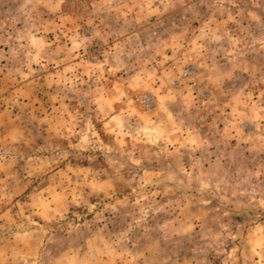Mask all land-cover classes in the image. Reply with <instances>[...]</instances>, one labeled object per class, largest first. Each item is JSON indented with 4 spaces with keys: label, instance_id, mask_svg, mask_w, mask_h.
<instances>
[{
    "label": "rangeland",
    "instance_id": "1",
    "mask_svg": "<svg viewBox=\"0 0 264 264\" xmlns=\"http://www.w3.org/2000/svg\"><path fill=\"white\" fill-rule=\"evenodd\" d=\"M95 2L42 0L34 7L36 0L31 4L28 0H0V35L15 36L36 20L44 23L59 17L66 27L75 23L81 36L90 37L100 21L89 24L78 18L89 17ZM153 8L158 11L128 29L133 44L136 37L145 46L149 41L157 42V38L183 41L191 37V47L183 55L179 69L170 74L166 90L139 87L143 80L129 79L132 73L106 76V80L112 81L108 88L114 89L120 83L123 93L109 94L105 89L101 98V104H111L115 131L107 134L98 131L101 147L93 150L94 157L89 160L85 154V158L68 165L70 168L77 165L74 170L94 176L97 190L88 197L87 206L70 207L68 216L75 213L77 225L90 227L93 232L102 228L105 239L122 240L113 253L114 264H139L140 257H146L150 264H159L161 260H167L168 264H224V255L204 247V237L218 232L221 223L235 228L257 217L264 221V210L249 203L253 196L258 198L264 193L260 113L253 115L250 110L240 109L247 112L249 119L243 120L239 128L230 115L237 110L233 105L247 103L249 99L258 102L264 94V0H164L163 4L154 0ZM102 17L105 23L100 26L105 31L121 28L122 21H118L116 13L104 12ZM34 39L49 46L56 35L41 33ZM114 44L112 39L105 43L97 36L86 51L81 50L85 65L90 67H81L79 71L86 73L84 79L89 83L92 73L99 71L96 66L104 63L105 53ZM171 54L170 50L166 52L168 56ZM2 63L8 65V61ZM191 69L194 75L186 76L185 72ZM55 71V66L50 65L48 71L39 74V83L31 90L38 109L43 107L51 112L53 105L60 107L50 97H55L62 85L52 83L50 87H42ZM117 77L132 86L121 83ZM14 87L18 86L9 87V92ZM82 89L90 90L88 84ZM68 95L64 105L72 112L78 101L72 99L73 93ZM93 127L100 126L94 122ZM126 128H142V139L135 142V149L128 144L130 137H119L134 153L132 160L106 159L101 155L104 148ZM24 135L31 137L33 148L66 145V140L57 137L47 122L28 125ZM153 139L155 143H144ZM213 141H223L221 150L230 160L225 169L227 190L215 196L202 192L197 179L209 167L202 160L204 144L212 145ZM21 150L28 151V147L21 145ZM209 152H216V148L210 147ZM215 159L212 155L211 160ZM198 160L203 168L195 166ZM32 181L23 196H28L41 181L50 182L46 175L33 177ZM233 191L236 196H232ZM204 199L209 203H201ZM158 208L160 211H156ZM224 212L228 215L224 216ZM67 227L63 220L51 222L52 243L47 249L53 255L67 248L71 239ZM225 246L230 249L231 242Z\"/></svg>",
    "mask_w": 264,
    "mask_h": 264
},
{
    "label": "clouds",
    "instance_id": "2",
    "mask_svg": "<svg viewBox=\"0 0 264 264\" xmlns=\"http://www.w3.org/2000/svg\"><path fill=\"white\" fill-rule=\"evenodd\" d=\"M41 2L36 0L33 6ZM28 3L31 4L32 0H28ZM153 3L154 0H96L92 5L93 13L87 18H78L89 24L100 21L95 25L93 35L87 38L79 34L75 23L68 28L65 22L59 21V17L44 23L36 20L25 32L15 36L0 35V46L9 50L4 52L0 47V264H114L113 253L122 240L105 239L102 228L93 232L90 227L77 225L75 213L68 216L70 207L80 204L87 206L88 197L97 191L94 176L74 170L77 165L72 168L68 165L73 160L85 158V154L89 160L94 157L93 150L101 147L98 131L104 134L115 131L111 123L114 118L111 104H101V98L105 89L109 94L123 93L120 92V83L114 89L108 88L112 81L106 80L107 75L132 73L129 79L143 80L139 87L166 90L170 74L179 69L183 55L190 49L191 37L183 41L157 38V42L149 41L146 46L139 43V37H136L133 44V38L127 34L128 29L158 11L153 8ZM160 3L163 4L164 0H160ZM104 12L116 13L118 21H122L121 28L114 31L101 28L100 25L105 23L102 17ZM47 32L56 35V39L51 41L55 47L44 46L34 39L36 35ZM97 36L105 43L112 39L115 44L105 53L104 63L96 66L99 71L92 73L95 78L90 76L92 82L89 83L84 79L86 73L79 71L81 67H90L85 65L81 50L86 51L88 44ZM120 37H124L123 41ZM169 50L171 56L166 55ZM3 61H8L11 67L3 64ZM50 65L55 66V74L45 79L42 87H50L52 83L62 87L55 97H50L57 100L60 107L53 105L52 111L48 112L43 107L38 109L34 106L30 93L33 86L39 83V74L48 71ZM5 68L7 72H4ZM117 80L132 86L121 77H117ZM85 84L89 85L90 90L82 89ZM13 86L18 87L9 92V87ZM69 93H73L72 99L78 101V107L72 112L64 105ZM261 104H264V94L258 102L249 99L247 103L233 105L237 110L230 115L239 128L243 120L249 119L247 112L240 109L250 110L253 115L259 112L262 122L259 134L264 141V107H259ZM45 122L57 137L66 140L64 147L46 145L40 149L30 146L31 137L24 135L28 125ZM94 122L100 127H93ZM141 133L142 128H126L110 141V146L104 148L101 155L109 160H132L134 153L125 147L119 137H130L128 144L135 149V142L142 139ZM149 142L155 143V140L144 141L145 144ZM222 143L213 141L212 145H208L205 142L202 160L209 167L202 176L197 177L201 191L212 196L226 192L228 187L225 169L230 160L221 150ZM21 145L28 147V151H22ZM210 147H215L216 152L210 153ZM212 155L216 156L215 160H211ZM203 163L198 160L195 166L203 168ZM44 175L49 183L41 181L28 196L22 195L32 184L33 177ZM236 195L237 192L233 191L232 196ZM201 203L207 204L209 201L204 199ZM249 203L264 210V193L258 198L253 196ZM223 215L227 216L228 213L224 212ZM61 220L68 225L66 232L71 239L63 252L53 255L47 249V245L52 243L49 235L51 222ZM204 239L206 249H215L224 255V264H264V221L259 217L235 228L221 223L218 232L210 233ZM227 242H231L230 249L225 246ZM139 264L150 262L146 257H140ZM159 264H168V261L161 260Z\"/></svg>",
    "mask_w": 264,
    "mask_h": 264
},
{
    "label": "built area",
    "instance_id": "3",
    "mask_svg": "<svg viewBox=\"0 0 264 264\" xmlns=\"http://www.w3.org/2000/svg\"><path fill=\"white\" fill-rule=\"evenodd\" d=\"M185 75H186V76H192V75H194V70H193V69H191V70H187V71L185 72Z\"/></svg>",
    "mask_w": 264,
    "mask_h": 264
}]
</instances>
